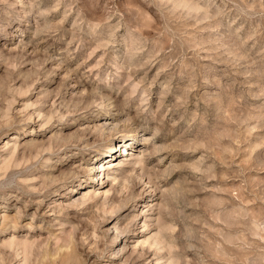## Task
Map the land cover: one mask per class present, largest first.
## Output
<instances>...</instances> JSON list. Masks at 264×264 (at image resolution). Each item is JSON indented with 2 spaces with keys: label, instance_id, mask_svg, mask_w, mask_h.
<instances>
[{
  "label": "rangeland",
  "instance_id": "374dc122",
  "mask_svg": "<svg viewBox=\"0 0 264 264\" xmlns=\"http://www.w3.org/2000/svg\"><path fill=\"white\" fill-rule=\"evenodd\" d=\"M0 264H264V0H0Z\"/></svg>",
  "mask_w": 264,
  "mask_h": 264
},
{
  "label": "bare ground",
  "instance_id": "6f19581e",
  "mask_svg": "<svg viewBox=\"0 0 264 264\" xmlns=\"http://www.w3.org/2000/svg\"><path fill=\"white\" fill-rule=\"evenodd\" d=\"M114 151V149L113 150H111L110 152H113ZM126 153H127V151H126Z\"/></svg>",
  "mask_w": 264,
  "mask_h": 264
}]
</instances>
